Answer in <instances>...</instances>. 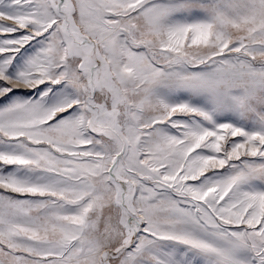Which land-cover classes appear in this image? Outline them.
<instances>
[{
  "label": "snow or ice",
  "instance_id": "snow-or-ice-1",
  "mask_svg": "<svg viewBox=\"0 0 264 264\" xmlns=\"http://www.w3.org/2000/svg\"><path fill=\"white\" fill-rule=\"evenodd\" d=\"M0 264H264V0H0Z\"/></svg>",
  "mask_w": 264,
  "mask_h": 264
}]
</instances>
